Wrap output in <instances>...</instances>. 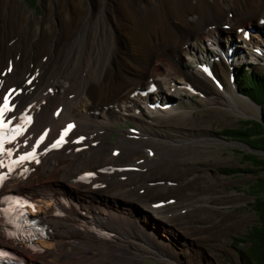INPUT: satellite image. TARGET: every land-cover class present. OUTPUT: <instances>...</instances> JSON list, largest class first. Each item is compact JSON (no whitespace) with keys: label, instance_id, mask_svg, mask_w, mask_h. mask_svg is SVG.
I'll list each match as a JSON object with an SVG mask.
<instances>
[{"label":"rangeland","instance_id":"1","mask_svg":"<svg viewBox=\"0 0 264 264\" xmlns=\"http://www.w3.org/2000/svg\"><path fill=\"white\" fill-rule=\"evenodd\" d=\"M127 1L130 3L134 1L139 6H143L152 0H16L15 7L17 13L23 17L25 31L32 39L40 29L51 31L50 33L55 32L61 20L68 17L67 14H60V3L79 6L81 9L75 7L71 15L86 23V41L83 55L79 53L77 59L81 56L82 62H87L91 56L96 55L94 63L95 66H99V71L107 65L115 42L117 20L112 9H116L118 5L123 6ZM157 1L161 4L162 11L174 18H171L176 21L172 26L177 24V35L188 45L186 50L182 47L177 56L171 52L173 45H171L172 41H169L164 44L167 50L158 54L154 61L150 59L147 63L141 60L137 63L131 61L130 81L135 82V85L138 83L132 77V68L135 74L144 70L146 75L160 80V89L158 88L150 96H142L140 91L149 87L145 85L138 91L139 95H136L139 97L135 107L128 103V107L125 106L128 108L126 113L113 111L103 118L92 113L87 107V111L82 107L87 100L84 96L81 102L83 104L80 103L81 114L76 117L90 123L96 121L106 124L107 129L102 135L104 155L114 156L113 149L121 153L125 148V159L111 162L115 164L114 168L122 163L123 166L137 168L129 172L130 174L124 173L126 177L123 179V188L106 193L112 202L103 203L113 212L120 210L130 214L132 212L133 216H136L132 222L130 221L134 224V232L120 231L119 234H115L109 227L107 231H110L111 235L109 238H104L95 231L88 232L87 224L82 221L79 229L75 230L77 232L75 237L79 239L75 237L73 240L69 239V244L75 243L76 248H84L85 244L82 240L88 239L87 236L97 235L100 239L112 241V245L118 246V252L123 255L136 254L140 258L137 264H175L167 257L156 256L154 248L156 231L153 230L154 223L151 221L156 220L161 226L178 232L179 239H175L178 243L192 241L216 264H240L246 260L243 250L250 245V242H234L233 239L246 236L252 226L258 222L252 204L255 196L251 188L256 176L247 171L250 166L245 163L242 154L263 155L264 152L217 133L223 128L237 127L241 119L261 120L262 109L240 94L238 86L229 79L231 69L228 68L230 65L228 54L227 57L213 62L218 64L216 68L212 64L222 86L234 95L228 103L221 102L218 97L224 94L223 87L220 88L207 79L204 72L199 69L198 63L208 60L211 55H219L220 50L217 46H221L223 52L224 49L227 51L230 42L234 43L235 48L232 58L236 60L232 63L235 73L238 75L240 68H246L264 76V54L254 48L259 45L258 47L264 52V32L261 37L252 33L254 38L244 42L243 32L238 30L243 28L253 29L255 32L264 31V22H256L249 26L248 22L244 21L243 26H239L235 32L238 36L235 39L220 36L218 30L202 34L199 31L202 12L187 8L190 2L196 3L200 0ZM207 1L221 10L228 9L232 5L231 0ZM229 12L228 18L231 19L234 15L232 10ZM126 14L121 15L128 17L129 15ZM136 24L138 31L143 34L142 23L137 21ZM224 25L228 26L223 24L220 28L228 30L223 27ZM134 35L136 36V32L133 31V37ZM246 54L250 56L249 59ZM98 71L91 72L89 68L88 79H95ZM186 85L192 86L194 91H189ZM157 100H160V103L155 107H165L164 110L153 109L149 105ZM105 119L108 120L103 123ZM80 133L85 134L86 131ZM225 168L240 170L230 173L223 170ZM93 169L95 167L87 171ZM64 198L69 199V205L76 204L75 201H70L72 198L69 196ZM158 202L162 204L157 208L154 207L153 204ZM68 216L59 218L65 219ZM146 217L150 220L148 221ZM144 222L147 226L143 225ZM144 232L147 235H144ZM167 238L165 237V241L169 242ZM168 245V248L173 246ZM5 247L9 248V246ZM178 247L181 248L182 244ZM100 250H102L101 246H94L86 253L90 255Z\"/></svg>","mask_w":264,"mask_h":264},{"label":"bare ground","instance_id":"2","mask_svg":"<svg viewBox=\"0 0 264 264\" xmlns=\"http://www.w3.org/2000/svg\"><path fill=\"white\" fill-rule=\"evenodd\" d=\"M209 2L200 0L196 3L190 2L187 6L189 10L198 9L202 12L203 18L199 22V31L202 34L218 30L220 36L235 39L238 37L235 32L239 26H243L244 21L250 26L264 18V0H231L232 5L225 10L216 8ZM0 5V103L6 91L12 88L9 99L16 109L14 113L22 111L26 104H32V110L35 111L32 125L18 141L10 145L12 151L17 154L30 148L41 131H46L47 139L51 140L69 119L77 120L75 121L77 126L69 143L59 151L54 150L39 156L36 162L29 165L27 176H12L0 193V199L5 194H23L30 199L33 208H36L35 216L48 228L47 237L40 242L42 252L32 253L24 244H13L2 234H0V245L9 246L15 252L26 256L24 264H137L140 258L136 254L123 255L118 252V246L112 245V241L100 239L97 235L87 236L88 239L82 240L85 244L83 249L76 248L75 243L69 244V239L73 240L77 236L75 230L79 229L82 221L87 224L88 232L97 229L107 230L111 227L115 234H119L120 231L128 233L133 231L135 228L131 222L136 218L132 212L131 214L121 210L113 212L104 205L112 202L108 193L122 189L124 186V172L116 170L115 164L111 162L116 159L124 160L125 148L116 157L104 155L102 135L107 129L106 124L96 121L90 123L76 117L81 114L80 103L84 100V96L87 100L86 103H81L82 107L85 109L87 107L102 118L113 111L126 113L128 108L125 106L128 107V103L132 107L137 105L139 96L132 97L135 90L145 85L150 86L153 82L158 86L161 85L160 80L146 75L144 70L135 74L134 68H132V77L138 83L135 85V82H131V61L132 63H137L139 60L147 63L148 59L154 61L158 54L167 50L164 44L169 41H172L171 45H173L171 52L179 56V50L182 47L186 50L188 43L177 35V24L172 26L176 21L172 20L174 18L171 15L170 17L168 13L162 11L161 4L157 0H152L143 6H139L134 1L131 3L127 1L123 6L118 5L116 9H112L117 20L115 42L107 65L98 71L99 66H95L94 63L96 55L91 56L87 62H82L86 23L71 15L75 7L81 9L79 6L60 3V14H67L68 19L61 20L55 32L50 33L51 31L40 29L31 39V35L25 31L23 17L17 13L16 0H0ZM231 10L234 16L230 19L228 16ZM122 13H127L126 16H129L124 17ZM137 21L143 25L141 29L143 34L137 29ZM223 24H228V30L220 28ZM133 31L136 32V36L138 33L137 38L135 35L133 37ZM253 38L251 34L249 40L244 37L242 39L248 42ZM79 53L81 56L77 59ZM245 56L250 58L248 54ZM232 61L236 60L233 59L228 63L231 64ZM217 65L213 63L214 68ZM89 68L91 72L98 71L97 77L93 80L88 79ZM30 76H34V80L27 84ZM19 90L20 93L14 95ZM222 91L224 94L218 97L221 102L228 103L234 95L225 88ZM60 106L61 112L55 115ZM107 120L105 119L103 123ZM82 131H86V140L75 143L73 140L82 134L80 133ZM83 144L86 148L77 151V147ZM92 167L106 168V170L104 173L97 172L96 177L88 185L79 182L78 175ZM64 196H69L72 198L70 201H75L76 204L69 205V199ZM63 201H65L64 214L58 216L56 208ZM67 215L71 216L65 219L59 218ZM148 218L146 217L149 221ZM151 221L154 223L153 230L156 231L154 239L157 248H154L157 257H167L175 264H216L192 241L178 243L176 241L179 239L178 232L161 226L156 220ZM145 222L143 225H146ZM146 232L144 235H147ZM165 237H168L169 242L165 241ZM75 238L79 239V237ZM168 244L173 245L172 248H168ZM181 244L182 247H178ZM94 246H101L102 250L88 255L86 252ZM164 251L166 254L163 253ZM167 253L171 256L169 257Z\"/></svg>","mask_w":264,"mask_h":264},{"label":"trees","instance_id":"3","mask_svg":"<svg viewBox=\"0 0 264 264\" xmlns=\"http://www.w3.org/2000/svg\"><path fill=\"white\" fill-rule=\"evenodd\" d=\"M240 94L261 106L262 118L241 119L237 127L223 128L217 134L246 143L249 147L264 152V76L257 72L240 68L236 78ZM242 158L250 167L247 171L254 173L256 178L251 184L254 194L253 209L258 216V222L252 226L247 235L234 238L233 241H249L243 254L246 260L240 264H264V154L244 153ZM226 172L234 173L239 168H225Z\"/></svg>","mask_w":264,"mask_h":264},{"label":"snow or ice","instance_id":"4","mask_svg":"<svg viewBox=\"0 0 264 264\" xmlns=\"http://www.w3.org/2000/svg\"><path fill=\"white\" fill-rule=\"evenodd\" d=\"M3 101H4L3 102V105L0 106V116H3V114H4L5 111H10L11 110V108L8 106L9 105V98H8V96H4L3 97ZM0 127H6V125H4L2 122H0ZM71 127H72V125H69L68 126V128H71ZM31 155H32V153H27L26 155L21 156L19 158V160L20 161H23V160L27 159ZM0 167H2V165H0ZM2 178L3 177H0V179H2Z\"/></svg>","mask_w":264,"mask_h":264}]
</instances>
